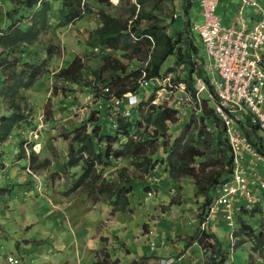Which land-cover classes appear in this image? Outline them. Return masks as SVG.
Instances as JSON below:
<instances>
[{"label":"rangeland","instance_id":"obj_1","mask_svg":"<svg viewBox=\"0 0 264 264\" xmlns=\"http://www.w3.org/2000/svg\"><path fill=\"white\" fill-rule=\"evenodd\" d=\"M12 1L20 0H0V264H223L224 260V264H264V244L256 248L261 244L258 237L264 236V188L257 187L249 199L237 194L230 213L220 212L204 229L199 218L204 197L198 196L192 178L171 176L165 162L168 154L161 145L156 155L160 162L150 173L137 169L127 157L99 167L107 181L136 177L131 181L133 190L125 212L117 211L105 194H90L83 187H75L82 165L65 164L76 129L99 125L95 133L98 145L104 147L98 136L115 132L114 124L126 118L122 116L125 109H132L131 118H141V112H133V108L154 95L155 82L151 81L117 103L115 87L99 80L94 72L101 69L106 56L121 59L132 69L147 65L146 50L111 49L95 34L102 24L99 9L126 19L136 0H109L110 4L101 6L88 0L94 13L69 23L59 21L61 2L49 0L52 9L46 24L38 25L37 38L10 44L18 31L28 32L40 10L36 6L14 14ZM159 1L161 22L168 24L171 32L176 27L188 33L190 28L199 46V55L190 59L196 70L202 69L206 75L209 71L211 76L212 60L188 18L196 0ZM229 3H219L218 14L224 22ZM233 6L238 12L243 10L242 0H235ZM194 21L202 24L203 15ZM175 59V55L166 59L162 75L175 66ZM74 61L77 70L72 77L60 75ZM184 64L173 72L177 80ZM111 72L104 71L101 76L105 79ZM106 93L112 100L106 101ZM155 105L179 111L178 121L169 122L170 133L159 139L167 142V149L182 137L193 117L202 116L185 104L161 100ZM16 113V119L11 120ZM8 122L12 126L5 135L3 128ZM146 130L155 131L143 123L132 134L140 138ZM260 135L264 137V133ZM119 139L121 143L127 140L124 136ZM121 143L113 142L112 146L116 149ZM181 143L177 142L176 151ZM243 160L246 165L247 160ZM197 161L204 164L201 158ZM212 169L221 166L216 164L208 171ZM256 169L264 180L261 166ZM242 223L255 230L241 233Z\"/></svg>","mask_w":264,"mask_h":264},{"label":"trees","instance_id":"obj_2","mask_svg":"<svg viewBox=\"0 0 264 264\" xmlns=\"http://www.w3.org/2000/svg\"><path fill=\"white\" fill-rule=\"evenodd\" d=\"M56 1H60L62 5L59 21L63 19L64 22L69 23L83 18L84 14L94 13L93 7L89 5L88 0ZM94 2L100 6L110 4L109 0H94ZM14 4L16 5L13 11L14 14L24 9L33 10L36 6L40 8L38 17L36 15L39 20H35V24L28 29V32L18 31V34L10 40V44H14L19 40L31 42L37 38L38 25L46 24L52 5L49 0H20ZM160 6L161 2L159 0H136V3L132 5L131 16L126 19L107 13L105 9H99L98 11L102 24L97 28L95 34L103 46L115 50L122 49L123 51H127L130 48L135 52L142 51V49L143 51L146 50L147 65L141 68H129L123 60L106 56L104 59L105 63L101 66V69L94 71L99 80L102 79L109 86L115 87L116 90L112 88L115 93L114 99L122 100L127 93L138 92L140 79L144 71L147 78L160 76L162 74V64L171 55L176 57L175 66L169 67L167 74L175 72L177 66H180L183 62L185 63L183 70L177 73L178 81L193 88L197 77H203L207 82L210 80L202 69H195V63L190 59L195 54L199 55V46L194 35L190 33V28H187L189 30L188 33L184 29L180 30L176 27L171 32L168 24L161 22L162 14L158 11ZM11 37L12 35L8 38ZM76 62L74 61L70 67L63 69L60 75L63 74L62 76H67L68 78L72 77V73L77 70L74 68ZM107 70L112 72L107 78L103 79L101 73ZM32 74L36 75L34 71ZM32 81L34 80L32 79ZM106 94V101L112 100L110 93ZM153 99L154 97L152 96L148 101L142 102L133 108V112L135 110L141 112V118H131V109L129 117L119 118L115 132L101 133L98 137L101 141H104V147L98 145L95 133V129L99 125H95L93 128H85L84 125H81V127L76 129L69 160L65 164L69 167L82 165V175L77 180L75 187H83L90 194H105L106 198L112 202V205H115L117 211L125 212L130 205V194L133 190L131 181L136 177L124 179L120 182L107 181L99 171V167H108L114 159L127 157L132 160V164L137 169H143L145 173H150L160 162L159 159H156V155L161 145L168 154L165 162L169 165L171 176L174 179H180L183 176L192 178L198 196L204 197L202 204L204 211L209 208L211 200L217 195V190L223 183L231 179L233 173V152L225 126L214 113L213 108L205 102L201 112L202 116L199 118L193 117L182 137L178 138L179 140L171 148L167 149V142L164 140L159 141V139L161 137L165 138L170 133L169 122L176 123L178 121L179 111L170 106L152 104ZM13 106L16 107L15 104ZM108 108L110 109V107ZM13 115L11 120L16 119L18 114ZM143 123L147 124V127H153L155 131L152 134L151 131L149 133L146 130L140 133V138H135L132 132L136 130V127L140 128ZM11 126V123L8 122L3 128V130L6 129L4 131L5 135L8 134L7 130ZM243 129L252 138V141L256 142L253 138L259 136L257 127L247 125ZM120 136H124L127 139L126 142L121 143ZM0 140H2V137H0ZM113 142L121 143V146L114 149L112 146ZM177 142H183L179 146L178 151H176L178 148ZM74 145L79 146V148L75 150ZM198 158L203 159V165L198 163ZM216 164L220 165L221 169H212L209 172V168ZM203 211L200 213V222L204 216ZM252 228L250 225L242 223L239 231L249 234L252 230H255ZM258 240L261 241V244L256 247L259 250L264 244V236L260 235ZM199 241L201 244H206L201 238H199ZM220 260H224L223 257ZM222 263L224 264L225 260Z\"/></svg>","mask_w":264,"mask_h":264},{"label":"built area","instance_id":"obj_3","mask_svg":"<svg viewBox=\"0 0 264 264\" xmlns=\"http://www.w3.org/2000/svg\"><path fill=\"white\" fill-rule=\"evenodd\" d=\"M219 2L200 0L204 22L191 21V29L201 36L217 77L209 78L208 82L199 77L193 88L178 81L173 72L147 78L144 71L140 79L141 87L155 82L152 103L162 100L167 104H185L202 112L207 102L225 126L233 152V173L205 211L201 221L204 229L220 212L230 213L237 194L249 199L256 187L264 188V180L256 169L260 165L264 171V137L260 135L264 133V5L259 0H242L241 9L253 7L257 18L251 27L243 19L238 27L222 23ZM130 115L129 108L122 114L126 118ZM247 125L257 127L259 136L253 138L256 142L244 131ZM243 159L247 160L246 165ZM9 259L15 263L12 257Z\"/></svg>","mask_w":264,"mask_h":264},{"label":"crops","instance_id":"obj_4","mask_svg":"<svg viewBox=\"0 0 264 264\" xmlns=\"http://www.w3.org/2000/svg\"><path fill=\"white\" fill-rule=\"evenodd\" d=\"M228 1L230 3H229V6H228L227 10L225 11V18H224L225 22L222 20V23L225 26L234 25V26H238L239 27V26H241V24L243 22L242 19H243V20H245L246 24L249 27H251L253 25L254 21L257 18V10L254 9L253 7H248V8L245 9L244 12H243L244 9L243 10H240L238 12V11L234 10L233 3H234L235 0H228ZM259 1L264 5V3H263L264 0H259ZM199 2H200V0H196L194 2V5L189 8V17L188 18H189L190 21H194V19L196 17L200 16V15L202 16V9H201V6H200V3ZM238 2L241 3V0H238ZM211 72H212V74L210 76L209 75V71H207V74H208L209 78L217 77L218 76L217 72L215 71V69L213 67H211ZM259 176H261V172H260ZM258 188H260V187H258ZM215 262H217V260ZM206 264H207V262H206ZM208 264H209V261H208Z\"/></svg>","mask_w":264,"mask_h":264}]
</instances>
